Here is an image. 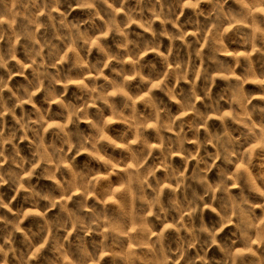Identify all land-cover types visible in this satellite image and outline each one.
<instances>
[{"label":"rangeland","instance_id":"1","mask_svg":"<svg viewBox=\"0 0 264 264\" xmlns=\"http://www.w3.org/2000/svg\"><path fill=\"white\" fill-rule=\"evenodd\" d=\"M0 264H264V0H0Z\"/></svg>","mask_w":264,"mask_h":264}]
</instances>
